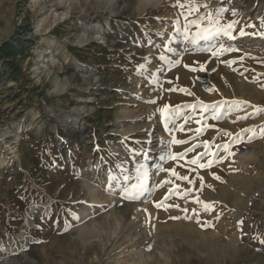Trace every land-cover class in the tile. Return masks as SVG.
Returning <instances> with one entry per match:
<instances>
[{"label": "rangeland", "instance_id": "rangeland-1", "mask_svg": "<svg viewBox=\"0 0 264 264\" xmlns=\"http://www.w3.org/2000/svg\"><path fill=\"white\" fill-rule=\"evenodd\" d=\"M262 33L264 0H0V264H264Z\"/></svg>", "mask_w": 264, "mask_h": 264}, {"label": "bare ground", "instance_id": "bare-ground-1", "mask_svg": "<svg viewBox=\"0 0 264 264\" xmlns=\"http://www.w3.org/2000/svg\"><path fill=\"white\" fill-rule=\"evenodd\" d=\"M35 2L38 3L39 0H35ZM6 147H7L8 150H10V152L14 153V156H15V149H14V147L12 145H9V144H7ZM0 162H1V157H0ZM94 198L99 201V196H98V193L97 192L95 193ZM144 209H146V206H145V208H143V207L137 208V210H136V213H137L136 218L144 211Z\"/></svg>", "mask_w": 264, "mask_h": 264}, {"label": "snow or ice", "instance_id": "snow-or-ice-1", "mask_svg": "<svg viewBox=\"0 0 264 264\" xmlns=\"http://www.w3.org/2000/svg\"><path fill=\"white\" fill-rule=\"evenodd\" d=\"M205 31H207V29H205ZM262 35H264V33H262ZM168 108V105H165V109H167ZM177 143H181V141H176ZM193 163H195V161H193ZM202 167H203V165H202ZM175 174V173H174ZM217 179H219V177H216ZM183 179H187V177H183ZM133 187H136L135 185H133ZM205 207H210L209 205H206ZM176 218H178V217H173V219H176ZM239 223H242V221L241 222H239Z\"/></svg>", "mask_w": 264, "mask_h": 264}]
</instances>
